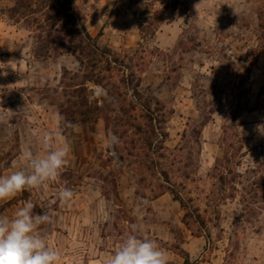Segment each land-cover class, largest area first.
<instances>
[{"label":"rangeland","instance_id":"374dc122","mask_svg":"<svg viewBox=\"0 0 264 264\" xmlns=\"http://www.w3.org/2000/svg\"><path fill=\"white\" fill-rule=\"evenodd\" d=\"M15 3L0 0V175L43 154L45 131L72 150L57 181L0 201V214L25 201L49 211L60 264H107L132 223L169 264H264V0L77 1L99 48L124 62L96 63L108 98L73 79V56L42 49L37 15L12 17ZM65 185L74 198L61 205ZM163 194L182 206L149 204Z\"/></svg>","mask_w":264,"mask_h":264},{"label":"clouds","instance_id":"9594fccd","mask_svg":"<svg viewBox=\"0 0 264 264\" xmlns=\"http://www.w3.org/2000/svg\"><path fill=\"white\" fill-rule=\"evenodd\" d=\"M95 94L108 98L107 90L101 86H97ZM118 139L109 133L110 145ZM39 145L43 154L28 150L23 153L26 167L0 175V201L39 189L62 176L69 164L71 146L59 144L56 133L48 131L39 138ZM73 198V189L66 185L57 194L61 205ZM35 208L33 202L25 201L11 216L0 214V264H60L61 253L48 243L45 234L54 226L55 218L49 211L35 212ZM107 264H169L168 251L140 225L132 223Z\"/></svg>","mask_w":264,"mask_h":264},{"label":"trees","instance_id":"16d2710c","mask_svg":"<svg viewBox=\"0 0 264 264\" xmlns=\"http://www.w3.org/2000/svg\"><path fill=\"white\" fill-rule=\"evenodd\" d=\"M77 1L79 0H16L15 6L9 10V13L12 17L19 15L24 18L37 15L38 19H33L35 28L48 38L47 42L42 45V49L48 52L53 44L52 50L56 55L68 53L73 56L78 64V70L72 75L73 79L82 78L85 82L93 83L104 89L111 88L112 86L108 85L111 84L109 81L111 77L107 78L95 71L96 63L112 62L123 67L124 62L112 56L108 49L99 48L96 37H92L86 30L84 21L75 5ZM66 26L69 28L68 30H65ZM140 31L142 32V30ZM53 32L57 33L56 37H52ZM63 74H68V71L64 70ZM104 80L107 81V85L102 84ZM83 91L84 89L78 90L80 95ZM79 107H81L79 115L82 120H91L88 116L92 109L87 107L84 97H82ZM94 110L99 111L100 109L95 105ZM1 171L0 169V174ZM174 201L179 202L182 206L179 198L174 196ZM2 210L3 207L0 208V211Z\"/></svg>","mask_w":264,"mask_h":264},{"label":"crops","instance_id":"0c3cea01","mask_svg":"<svg viewBox=\"0 0 264 264\" xmlns=\"http://www.w3.org/2000/svg\"><path fill=\"white\" fill-rule=\"evenodd\" d=\"M168 200L171 201L170 203H171L172 208H173L174 210H177V209H178V206L176 205V201L171 200L170 197H168L167 194H163L162 196L156 198L154 201L149 202V204L152 205V206H155V205L158 204L160 201H164V202L169 203ZM175 214H176V213H175ZM175 219L177 220V215L175 216ZM176 220H174L173 223H175ZM170 222H172V221H170ZM157 226H158V225H157ZM158 228H159L160 230H162V229H165V226H163V224L161 223V224H159ZM159 238H163V237L161 236V237H159ZM194 239L197 240L196 238H194ZM162 240L165 242V239H162ZM193 243H194V242H191V243H189V244H185V245H184V249L186 250V252L189 254L190 257L193 256V254H192V252H193V251H192V250H193V249H192V245H193ZM168 259H169V260H172V257H171L170 255H168Z\"/></svg>","mask_w":264,"mask_h":264}]
</instances>
